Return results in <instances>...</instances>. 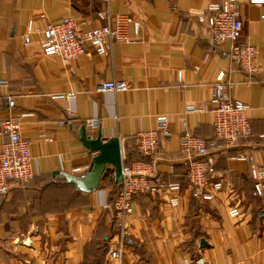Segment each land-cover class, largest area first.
Segmentation results:
<instances>
[{"label": "crops", "instance_id": "crops-1", "mask_svg": "<svg viewBox=\"0 0 264 264\" xmlns=\"http://www.w3.org/2000/svg\"><path fill=\"white\" fill-rule=\"evenodd\" d=\"M217 1L110 0L113 13L141 21L139 31L130 24V40L114 43L107 55L89 47L66 63L44 55L38 34L25 45L29 20L42 25L73 16L88 29L102 24L97 12L103 2L0 0V80L8 81L7 88L0 87V148L7 141L2 121L10 112L26 114L20 131L32 141L34 173L28 183L12 181L0 200V264H187L201 256L204 264H264V199L254 194L251 163L233 158L246 154L264 163V6L241 0V42L258 48L262 65L248 81L230 56L231 42L213 45L207 26L198 21V11ZM222 70L235 83L232 96L248 105L253 127L252 135L230 147L214 138L207 109ZM111 79L126 80L132 89L96 90ZM8 95L16 97L13 111ZM188 104L202 111L186 113ZM160 114L169 115L173 135L147 158L167 181L183 184L181 203L171 207L162 193L136 196L123 258L109 261L105 249L119 230L110 205L114 169L108 167L94 192L80 190L63 173L86 174L95 155L83 145L82 126L92 137L99 131L107 139L119 137L124 162L139 161L136 135L155 128ZM95 117L97 127L87 123ZM184 127L207 140L232 191L224 189L214 201L194 199L179 145ZM44 132L53 140L41 139ZM233 206L240 207L238 217L229 214Z\"/></svg>", "mask_w": 264, "mask_h": 264}, {"label": "built area", "instance_id": "built-area-1", "mask_svg": "<svg viewBox=\"0 0 264 264\" xmlns=\"http://www.w3.org/2000/svg\"><path fill=\"white\" fill-rule=\"evenodd\" d=\"M104 7L97 12V19L102 24L83 28L84 22L73 16H66L54 23L48 19L44 24H37L30 19L24 33L25 45H30L35 34L40 35L42 51L46 56L61 57L66 63L87 52L88 48L98 55H107L116 42L128 41V26L133 24L135 31L141 28V21L130 15L113 13L110 0H99ZM252 5L264 6V0H248ZM264 18V15L262 16ZM41 18H45L42 15ZM199 23L207 26L213 45L231 42L230 56L233 62L245 73L248 81L254 80L262 69L258 48L250 43L241 42L244 21L241 0H220L211 2L205 9L198 11ZM182 81V74H180ZM235 83L224 70L219 71L212 85V95L207 109L213 115L215 139L224 140L227 145H235L242 137L252 135V121L248 117V105L232 96ZM0 87L7 88L8 81L0 80ZM126 80H102L97 84L98 92H126L131 90ZM75 97V93L68 95ZM10 111L16 108V97L7 96ZM186 113L197 112L194 105H186ZM73 112H70L72 114ZM26 114L10 112L1 123L2 133L7 141L0 148V199L11 191L12 181L27 183L34 177L32 162V141L24 138L20 131L21 118ZM61 124L64 121L60 122ZM93 127L98 126V118L87 121ZM186 126V124H184ZM173 135L168 114L157 116V126L153 129H140L136 135L137 148L150 155L157 152L162 140ZM39 137L45 141L53 138L47 133ZM180 150L188 163L187 180L192 196L199 201H214L219 194L228 189L232 191L231 181L224 173L217 170V160L210 151L207 140L195 135L184 127L179 137ZM233 158L249 161V172L254 182L255 194L264 198V163H257L252 155H237ZM122 188L112 204L116 212L118 232L114 242L109 246L108 260H122L128 239L131 235V217L134 214V201L138 195H167V201L173 208L181 203L183 184L169 182L155 172V165L143 160L130 164L123 163ZM231 217L241 214L240 207H231ZM203 256L187 261V264H204Z\"/></svg>", "mask_w": 264, "mask_h": 264}, {"label": "water", "instance_id": "water-1", "mask_svg": "<svg viewBox=\"0 0 264 264\" xmlns=\"http://www.w3.org/2000/svg\"><path fill=\"white\" fill-rule=\"evenodd\" d=\"M80 136L83 145L95 155L86 174L77 176L63 173L66 180L82 191L94 192L99 188L108 167H112L115 181L121 182L124 163L121 139L119 137L104 138L101 131L97 136L92 137L87 133L86 126L81 127ZM58 173L59 171H56L55 174ZM261 214L264 215V211Z\"/></svg>", "mask_w": 264, "mask_h": 264}, {"label": "trees", "instance_id": "trees-1", "mask_svg": "<svg viewBox=\"0 0 264 264\" xmlns=\"http://www.w3.org/2000/svg\"><path fill=\"white\" fill-rule=\"evenodd\" d=\"M214 138H215V136H214ZM137 151H138L141 155H143V157L140 158L139 160H143V161H145V162L152 163L147 157H148V156H151V155H153V154L146 155V154L140 152V151L138 150V148H137ZM134 161H137V160L128 161V159H127V160H125V164H130V163H132V162H134ZM216 167H217V166H216ZM112 177H113V175H112ZM185 177H186V181H187V183H188V180H187V173H186V176H185ZM63 178L66 179L65 176H63ZM103 178L106 179V175H104ZM112 179H113V178H112ZM251 179H252V177H251ZM30 181H31V180H30ZM27 183H28V182H27ZM111 183L115 185L114 191L112 192V194H111V199H110V203L112 204V203L114 202V200L117 198V196H118V194H119V192H120V190H121V188H122V183H121V182H116L114 179L111 180ZM252 183H253V191H254V194H255L253 179H252ZM255 195H256V194H255ZM256 196H257V195H256ZM257 197H258V196H257ZM259 198L264 199V198H262V197H259ZM194 199H195V200H198V199H196V198H194ZM0 200H2V199H0ZM105 250L108 251V250H109V246H108Z\"/></svg>", "mask_w": 264, "mask_h": 264}]
</instances>
